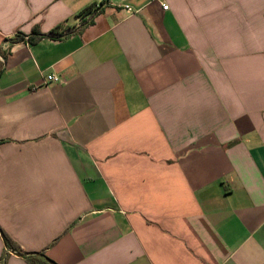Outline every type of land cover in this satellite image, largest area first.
<instances>
[{
    "label": "crops",
    "instance_id": "0c3cea01",
    "mask_svg": "<svg viewBox=\"0 0 264 264\" xmlns=\"http://www.w3.org/2000/svg\"><path fill=\"white\" fill-rule=\"evenodd\" d=\"M91 7L0 0V264H264V0Z\"/></svg>",
    "mask_w": 264,
    "mask_h": 264
},
{
    "label": "trees",
    "instance_id": "16d2710c",
    "mask_svg": "<svg viewBox=\"0 0 264 264\" xmlns=\"http://www.w3.org/2000/svg\"><path fill=\"white\" fill-rule=\"evenodd\" d=\"M98 13H100V11L93 13L91 19L93 20V18ZM59 29H60V27H57L49 33H42L39 30H36L32 35L27 37V40L30 43H36V42L42 40L43 38L62 39V38L68 37L69 35L75 34L78 31V30H75V31L70 30V31H67L65 34H60ZM6 41L11 43V44H14V43H17L19 41H24V38L21 36H16L15 38L10 39V40H6ZM0 57L2 58V61L0 60V76H1V74L4 70V67H5V62L7 60L8 53L2 51V52H0ZM4 236H5L4 242L6 245V253L8 251L15 252V253H22L21 248L6 233H4ZM24 259L26 260V262L28 264H54L52 261L47 259L43 253L40 255H25Z\"/></svg>",
    "mask_w": 264,
    "mask_h": 264
},
{
    "label": "built area",
    "instance_id": "2783aa9c",
    "mask_svg": "<svg viewBox=\"0 0 264 264\" xmlns=\"http://www.w3.org/2000/svg\"><path fill=\"white\" fill-rule=\"evenodd\" d=\"M109 2V0H92V11L94 13L98 12V11H101L102 8ZM123 8L130 14V13H133L134 10L132 7H130L129 5H125L123 6ZM162 9L164 11H167L169 10V6L166 5V4H162ZM0 60L2 61V58L0 57ZM63 82V80L54 75V74H50L46 77V83H61Z\"/></svg>",
    "mask_w": 264,
    "mask_h": 264
},
{
    "label": "water",
    "instance_id": "95a60500",
    "mask_svg": "<svg viewBox=\"0 0 264 264\" xmlns=\"http://www.w3.org/2000/svg\"><path fill=\"white\" fill-rule=\"evenodd\" d=\"M0 237H1L2 240L4 241L5 236H4V233L2 232L1 229H0ZM4 244H5V242H4ZM5 246H6V245H5ZM12 254H15L16 256H19V257H22V256H23L22 253H15V252H12Z\"/></svg>",
    "mask_w": 264,
    "mask_h": 264
}]
</instances>
